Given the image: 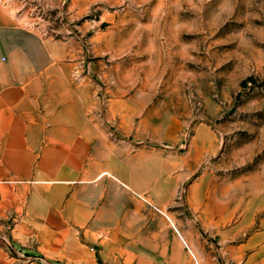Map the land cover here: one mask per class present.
I'll return each instance as SVG.
<instances>
[{"label":"rangeland","instance_id":"obj_1","mask_svg":"<svg viewBox=\"0 0 264 264\" xmlns=\"http://www.w3.org/2000/svg\"><path fill=\"white\" fill-rule=\"evenodd\" d=\"M0 2L64 53L83 160L164 195L207 264H264V0ZM25 184L0 181V264H78L24 246Z\"/></svg>","mask_w":264,"mask_h":264},{"label":"crops","instance_id":"obj_2","mask_svg":"<svg viewBox=\"0 0 264 264\" xmlns=\"http://www.w3.org/2000/svg\"><path fill=\"white\" fill-rule=\"evenodd\" d=\"M47 43L0 2V181L31 193L16 227L24 246L78 264H207L164 195L107 160H83L90 128L67 102L56 63L64 53Z\"/></svg>","mask_w":264,"mask_h":264},{"label":"built area","instance_id":"obj_3","mask_svg":"<svg viewBox=\"0 0 264 264\" xmlns=\"http://www.w3.org/2000/svg\"><path fill=\"white\" fill-rule=\"evenodd\" d=\"M0 237H1V235H0ZM1 240H2V242L3 243H5V246L8 248V249H11V250H14V245H13V243L9 240V239H7V238H5V237H1ZM15 251V250H14Z\"/></svg>","mask_w":264,"mask_h":264}]
</instances>
